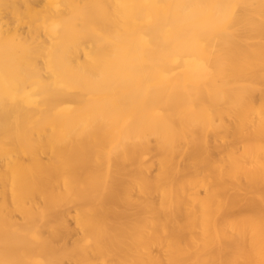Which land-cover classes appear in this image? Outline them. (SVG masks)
I'll return each instance as SVG.
<instances>
[{
	"label": "bare ground",
	"instance_id": "bare-ground-1",
	"mask_svg": "<svg viewBox=\"0 0 264 264\" xmlns=\"http://www.w3.org/2000/svg\"><path fill=\"white\" fill-rule=\"evenodd\" d=\"M0 264H264V0H0Z\"/></svg>",
	"mask_w": 264,
	"mask_h": 264
}]
</instances>
